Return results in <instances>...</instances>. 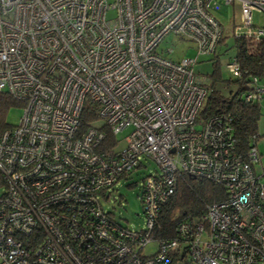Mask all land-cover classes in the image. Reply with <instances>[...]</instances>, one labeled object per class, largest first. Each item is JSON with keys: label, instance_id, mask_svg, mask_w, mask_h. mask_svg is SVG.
Here are the masks:
<instances>
[{"label": "built area", "instance_id": "obj_1", "mask_svg": "<svg viewBox=\"0 0 264 264\" xmlns=\"http://www.w3.org/2000/svg\"><path fill=\"white\" fill-rule=\"evenodd\" d=\"M234 5L233 36L264 41V26L251 24L264 0H0V92L22 109L0 133V264H170L183 251L188 264H264L260 154L238 152L226 114L199 119L206 80L193 73L224 36L215 14ZM169 34L197 57H164ZM237 62L224 63L232 79L247 74ZM248 79L242 100L264 99ZM86 107L101 125L80 128ZM106 130L116 143L103 149ZM140 159L157 170L142 179L144 225L133 230L99 199ZM178 171L221 184L225 197L155 237Z\"/></svg>", "mask_w": 264, "mask_h": 264}, {"label": "trees", "instance_id": "obj_2", "mask_svg": "<svg viewBox=\"0 0 264 264\" xmlns=\"http://www.w3.org/2000/svg\"><path fill=\"white\" fill-rule=\"evenodd\" d=\"M224 39V36L219 39L220 41L217 47L225 43ZM232 39L235 49L234 56L241 70L247 74L246 76L242 75V79L231 78L226 81V86H230L233 83L236 89L228 94L222 93V90L217 89L216 86L217 83L223 82V80L221 79L215 57L213 71L206 78V81H209L210 84L207 85V83H204L205 89H207L206 100L203 101V107L198 114L199 119L202 120L217 113L226 114L228 116L227 119H229L228 125L231 127V137L237 145L236 149L245 156L248 148L256 145L259 137L257 136V122L261 117V107L260 101L245 102L242 100V95L246 89L242 81L243 79L249 81L248 76H251V78H257L258 82L264 85V41L255 43L241 35L240 37L233 36ZM214 53L213 51L212 54ZM12 107L21 108V102L5 92H0V133L11 126L6 122V114L9 111L8 109ZM97 117V114L91 108H84L79 118L80 128L85 130L90 124L98 120ZM106 133V139L102 141L105 145L103 149L113 146L116 143V138L108 130H106ZM140 165L136 169L143 167ZM174 176V191L169 197V200H167L168 202L163 207L162 213L158 218L156 226H159L160 230L155 231V237L171 238L175 236L173 227L176 223L194 217L199 218V216L205 213L204 210L209 204L222 201L226 194L224 187L217 182L188 175L181 171H178ZM5 182V178L0 172V189H3L2 194H4L7 187ZM181 259L178 261L179 257H173L170 264L189 263L185 251L182 252Z\"/></svg>", "mask_w": 264, "mask_h": 264}, {"label": "rangeland", "instance_id": "obj_3", "mask_svg": "<svg viewBox=\"0 0 264 264\" xmlns=\"http://www.w3.org/2000/svg\"><path fill=\"white\" fill-rule=\"evenodd\" d=\"M237 6H222L220 11L215 14L217 18L220 19L224 27V37L225 43L219 45L214 51V54L198 56L196 55L195 46L188 41H178L177 37L172 34L167 35L160 41L159 52L163 54L164 57L170 58L172 60L177 59H194L196 58V63L193 64V73L200 80H206L207 76L213 71V63L218 64L219 73L221 74V79L223 82L217 83V89L222 90V93L228 94L233 92L236 86L232 83L230 86L225 85L226 81L231 79L229 72L225 68V64L229 59L235 54V49L233 45V32L232 30L237 26L239 22V16L237 15ZM251 24L253 26H264V15L259 13H252ZM251 25V26H252ZM240 27V26H238ZM239 32L245 30V28L240 27ZM170 51L171 53H167ZM207 85L210 84L209 81H204ZM203 83V84H204ZM205 85V84H204ZM261 107V117L257 122V136L258 140L256 147L260 154V164L264 167V99L260 101ZM6 114V122L15 126L19 123L22 116V109L20 107H12L8 109ZM96 125H101L100 121L96 122ZM198 128V126H196ZM126 133L117 135V139L121 140L125 137ZM123 146V142H120L119 148ZM141 165L143 167L130 172L126 177L120 179L116 182L112 188L106 190V194H109V199H99V204L106 213L113 215L115 222L120 224L122 227L137 230L142 229L144 225V217L142 213V206L140 201V195L142 187V179L144 176L153 174L157 170V166L151 160L140 159ZM3 189H0V194H2ZM155 244L149 243L143 251L147 254L153 253L155 250Z\"/></svg>", "mask_w": 264, "mask_h": 264}]
</instances>
